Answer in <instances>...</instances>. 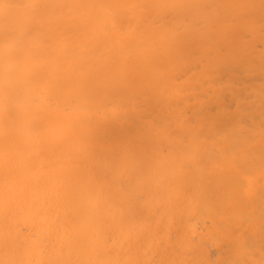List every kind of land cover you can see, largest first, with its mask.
Listing matches in <instances>:
<instances>
[{
  "label": "bare ground",
  "instance_id": "bare-ground-1",
  "mask_svg": "<svg viewBox=\"0 0 264 264\" xmlns=\"http://www.w3.org/2000/svg\"><path fill=\"white\" fill-rule=\"evenodd\" d=\"M0 264H264V0H0Z\"/></svg>",
  "mask_w": 264,
  "mask_h": 264
}]
</instances>
